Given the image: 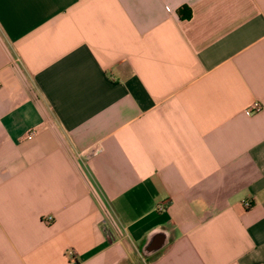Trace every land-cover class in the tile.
<instances>
[{
    "label": "crops",
    "instance_id": "obj_1",
    "mask_svg": "<svg viewBox=\"0 0 264 264\" xmlns=\"http://www.w3.org/2000/svg\"><path fill=\"white\" fill-rule=\"evenodd\" d=\"M0 264H264V0H0Z\"/></svg>",
    "mask_w": 264,
    "mask_h": 264
},
{
    "label": "built area",
    "instance_id": "obj_2",
    "mask_svg": "<svg viewBox=\"0 0 264 264\" xmlns=\"http://www.w3.org/2000/svg\"><path fill=\"white\" fill-rule=\"evenodd\" d=\"M260 109H261V105H260V103H258V102H254V103H252V105H251L250 107H248L247 109H245V114H247V115H252V114L258 112ZM35 133H36V130H35V129H30V130L26 133V135H25V139H26V140H31V139L34 137ZM250 205H251V204H250L249 201H244V202H243V206H244L245 208H249ZM67 255H68L69 257H73V252H72V251H68V252H67Z\"/></svg>",
    "mask_w": 264,
    "mask_h": 264
},
{
    "label": "water",
    "instance_id": "obj_3",
    "mask_svg": "<svg viewBox=\"0 0 264 264\" xmlns=\"http://www.w3.org/2000/svg\"><path fill=\"white\" fill-rule=\"evenodd\" d=\"M163 242H164L163 236H161V234L156 233L152 236L151 241L146 249L149 252L155 251L161 248V246L163 245Z\"/></svg>",
    "mask_w": 264,
    "mask_h": 264
},
{
    "label": "trees",
    "instance_id": "obj_4",
    "mask_svg": "<svg viewBox=\"0 0 264 264\" xmlns=\"http://www.w3.org/2000/svg\"><path fill=\"white\" fill-rule=\"evenodd\" d=\"M178 15L180 18L189 19L190 18V10L187 7H181L178 9Z\"/></svg>",
    "mask_w": 264,
    "mask_h": 264
}]
</instances>
